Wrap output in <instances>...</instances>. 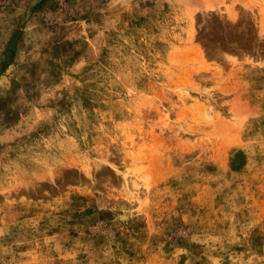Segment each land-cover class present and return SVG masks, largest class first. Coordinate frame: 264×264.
<instances>
[{"label":"rangeland","instance_id":"374dc122","mask_svg":"<svg viewBox=\"0 0 264 264\" xmlns=\"http://www.w3.org/2000/svg\"><path fill=\"white\" fill-rule=\"evenodd\" d=\"M0 264H264V0H0Z\"/></svg>","mask_w":264,"mask_h":264}]
</instances>
